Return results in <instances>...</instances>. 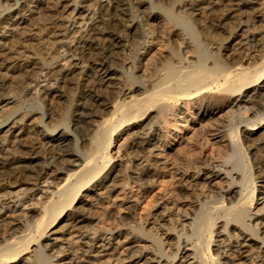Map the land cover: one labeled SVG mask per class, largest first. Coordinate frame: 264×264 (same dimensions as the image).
Segmentation results:
<instances>
[{"label": "bare ground", "instance_id": "6f19581e", "mask_svg": "<svg viewBox=\"0 0 264 264\" xmlns=\"http://www.w3.org/2000/svg\"><path fill=\"white\" fill-rule=\"evenodd\" d=\"M0 264H264V0H0Z\"/></svg>", "mask_w": 264, "mask_h": 264}, {"label": "rangeland", "instance_id": "374dc122", "mask_svg": "<svg viewBox=\"0 0 264 264\" xmlns=\"http://www.w3.org/2000/svg\"><path fill=\"white\" fill-rule=\"evenodd\" d=\"M48 1H46V2H40L39 3V6L38 7H34V10H37V12L35 11V13H34V16H39V14L40 13H44L43 11H48L49 9H51L52 8V6H53V3H51V2H48ZM62 2H65V1H62ZM52 4V5H51ZM49 5V6H48ZM42 11V12H41ZM38 21V22H37ZM39 21H42V20H39V19H37L36 20V23L33 21V22H31L30 24L31 25H27V27L28 28H32L33 26V24H35L37 27H40L41 25H43L41 22H40V24H38L39 23ZM40 25V26H39ZM38 29H36V28H34L33 30H31V32H33V31H37ZM28 32H30V31H28ZM37 37V36H36ZM38 40H31V48L33 47V44L32 43H36ZM37 43H39V42H37ZM36 45H38V44H36ZM35 46V45H34ZM17 74V73H16ZM18 75V74H17ZM9 88H11V90L15 93V94H17V96H20V95H22V98H26L25 100L27 101V103L31 100L32 101V97H33V95L31 94V93H25L24 95L22 94L23 93V90L22 89H20L21 87H19V84H18V80L15 78V80H13V81H11L10 82V84H9ZM28 94V95H27ZM31 96H30V95ZM29 97H31V99L29 98ZM30 99V100H29ZM16 105L17 104H8L7 106H5L4 108H5V110H10V108L11 109H13V108H15L16 107ZM26 105V104H25ZM120 143L122 142V140H120L119 141ZM168 151H170V150H168ZM36 202V201H35ZM36 206H38L37 204H36ZM99 206H101V204H98V207ZM104 206V205H103ZM123 248H125V247H123ZM123 248L122 247H120L119 248V250H123Z\"/></svg>", "mask_w": 264, "mask_h": 264}]
</instances>
